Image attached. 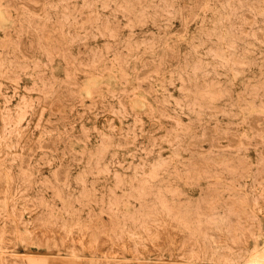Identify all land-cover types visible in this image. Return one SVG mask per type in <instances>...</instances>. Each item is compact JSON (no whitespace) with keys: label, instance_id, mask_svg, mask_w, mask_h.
I'll list each match as a JSON object with an SVG mask.
<instances>
[{"label":"rangeland","instance_id":"1","mask_svg":"<svg viewBox=\"0 0 264 264\" xmlns=\"http://www.w3.org/2000/svg\"><path fill=\"white\" fill-rule=\"evenodd\" d=\"M142 1H0V264H264V0Z\"/></svg>","mask_w":264,"mask_h":264},{"label":"bare ground","instance_id":"2","mask_svg":"<svg viewBox=\"0 0 264 264\" xmlns=\"http://www.w3.org/2000/svg\"><path fill=\"white\" fill-rule=\"evenodd\" d=\"M0 1H1V0H0ZM7 1H8V0H7ZM10 1H11V0H10ZM21 1H23V0H21ZM30 1H31V0H30ZM35 1H37V0H35ZM38 1L41 2L42 0H41V1L38 0ZM45 1H46V0H45ZM180 1H181V0H180ZM208 1H209V0H208ZM260 1H261V0H260ZM14 2H15V1H14ZM39 2H38V3H39ZM141 2H143V1L141 0ZM145 2H146V1H145ZM166 2H167V1H166ZM178 2H179V0H178ZM209 2H210V1H209ZM231 2H232V1H231ZM5 3H6V2H5ZM147 3H148V2H147ZM10 4H11V2H10ZM18 4H21V3H18ZM23 4H24V3H23ZM136 4H137V3H136ZM138 4H139V3H138ZM138 4H137V5H138ZM151 4H152V3H151ZM165 4H166V3H165ZM170 4H171V2H170ZM170 4H168V5H170ZM222 4H223V3H222ZM227 4H228V3H227ZM252 4H254V3H252ZM258 4H259V3H258ZM28 5H29V4H28ZM105 5H106V4H105ZM140 5H141V4H140ZM166 5H167V4H166ZM220 5H221V4H220ZM255 5H256V4H255ZM255 5H254V6H255ZM9 6H10V5H9ZM17 6H18V5H17ZM17 6H16V7H17ZM24 6H25V5H24ZM138 6H139V5H138ZM157 6H158V5H157ZM171 6H172V5H171ZM7 7H8V6H7ZM30 7L33 8L34 11L37 10V8H36V10H35V7H32L31 5H30ZM40 7H41V4H40ZM139 7H140V6H139ZM251 7H252V6H251ZM27 8H28V7H27ZM43 8H44V6H43ZM67 8H68V7H67ZM167 8H168V7H167ZM181 8H183V7H181ZM40 9H41V8H40ZM145 9H146V8H145ZM157 9H158V8H157ZM159 9L161 10L162 8H159ZM191 9H192V8H191ZM256 9H257V8H256ZM256 9H255V10H256ZM31 10H32V9H31ZM38 10H39V9H38ZM38 10H37V11H38ZM70 10H71V9H70ZM73 10H74V9H73ZM78 10H79V9H78ZM82 10H83V9H82ZM129 10H130V9H129ZM165 10H168V9L165 8ZM183 10H184V9H183ZM183 10H182V11H183ZM257 10H258V9H257ZM40 11H41V10H40ZM42 11H43V10H42ZM80 11H81V10H80ZM154 11H155V10H154ZM172 11H173V10H172ZM0 12H1V11H0ZM32 12H33V11H32ZM43 12H44V11H43ZM127 12H128V11H127ZM129 12H130V11H129ZM133 12H134V11H132V13H133ZM137 12H138V10H137ZM137 12H135V15H136ZM159 12H160V11H159ZM161 12H162V11H161ZM256 12H257V11H256ZM8 13H9V12H8ZM36 13H37V12H35V15H37ZM41 13H42V12H41ZM73 13H74V12H73ZM140 13H141V12H140ZM142 13H143V12H142ZM163 13H164V11H163ZM234 13H235V12H234ZM1 14H2V13H1ZM1 14H0V17H1V18H2V17L4 18V16L1 15ZM70 14H71V13H70ZM156 14H157V13H156ZM194 14H195V13H194ZM238 14H239V13H238ZM256 14H257V13H256ZM7 15H8V14H7ZM9 15H10V14H9ZM40 15H41V14H40ZM43 15H44V14H43ZM63 15H64V14H63ZM131 15H132V14H131ZM171 15H172V14H171ZM232 15H234V14H232ZM263 15H264V14H263ZM142 16H143V15H142ZM163 16H164V15H163ZM257 16H258V15H257ZM139 17H140V16H138V18H139ZM233 17H234V16H233ZM242 17H244V16H242ZM1 18H0V19H1ZM132 18H136V17H134V16L132 15ZM138 18H136V19H138ZM160 18H161V17H160ZM163 18H164V17H163ZM193 18H194V17H193ZM17 19H18V18H17ZM34 19H36V18H34ZM40 19H41V18H40ZM130 19H131V18H130ZM140 19H141V18H140ZM140 19H138V22L140 21ZM147 19H148V18H147ZM161 19H162V18H161ZM191 19H192V18H191ZM227 19H228V18H227ZM3 20H4V19H3ZM3 20H2V21H3ZM32 20H33V19H32ZM37 20L40 22L39 19H37ZM41 20H42V19H41ZM82 20H83V19H82ZM134 20H135V19H134ZM0 21H1V20H0ZM35 21H36V20H34L33 24L36 23ZM68 21H69V20H68ZM73 21H74V20H73ZM77 21H78V20H77ZM129 21H130V20H129ZM202 21H203V20H202ZM218 21H219V20H218ZM7 22H8V21H7ZM39 22H38V25H39L40 23H43V22H40V23H39ZM55 22H56V21H55ZM75 22H76V21H75ZM80 22H81V20L79 21V23H80ZM82 23H83V22H82ZM129 23H131V22H129ZM1 24H2V23H1ZM4 24H7V23L4 21ZM4 24H3V25H4ZM44 24H45V22H44ZM108 24H109V23H108ZM151 24H152V23H151ZM181 24H182V22H181ZM230 24H231V23H230ZM16 25H17V24H16ZM18 25H19V24H18ZM21 25H22V24H21ZM36 25H37V24H36ZM40 25H41V24H40ZM40 25H39V26H40ZM48 25H49V24H48ZM83 25H84V24H83ZM90 25H91V24H90ZM135 25H136V24H135ZM140 25H141V23H140ZM31 26L33 27V25H31ZM49 26L51 27V25H49ZM53 26H54V25H53ZM218 26H219V25H218ZM4 27H5V26H4ZM43 27H44V26H43ZM43 27H42V28H43ZM46 27H47V23H46ZM46 27H45V29H46ZM50 27H49V28H50ZM81 27H82V26H81ZM89 27H90V26H89ZM101 27H102V26H101ZM127 27H128V26H127ZM165 27H166V26H165ZM42 28H41V29H42ZM51 28H52V27H51ZM83 28H84V26H83ZM167 28H168V27H167ZM181 28H182V26H181ZM227 28H229V27H227ZM37 29H38V27H37ZM39 29H40V27H39ZM41 29H40V30H41ZM43 29H44V28H43ZM47 29H48V27H47ZM80 29H81V31L83 30L82 28H80ZM105 29H106V28H105ZM88 30H89V29H88ZM96 30H97V29H96ZM179 30H180V29H179ZM201 30H202V29H201ZM201 30H200V31H201ZM226 30H227V29H226ZM22 31H23V30H22ZM29 31H30V30H29ZM75 31H76V30H75ZM229 31H230V29H229ZM229 31H228V32H229ZM8 32H10V31H8ZM32 32H33V31H32ZM38 32H39V31H38ZM42 32H43V31H42ZM42 32H41V33H42ZM45 32H46V31H45ZM175 32H176V31H175ZM201 32H202V31H201ZM208 32H209V31H208ZM23 33H24V31H23ZM33 33H34V32H33ZM84 33H86V29H85ZM178 33H179V32H178ZM235 33H236V32H235ZM13 34H14V33H13ZM31 34H32V33H31ZM34 34H35V33H34ZM39 34H40V33H39ZM46 34H47V33H46ZM52 34H55V33H52ZM100 34H101V33H100ZM181 34H182V33H181ZM229 34H230V33H229ZM40 35H41V34H40ZM40 35H39V36H40ZM43 35H45V33H44ZM49 35H50V34H49ZM7 36H8V35H7ZM53 36H54V35H53ZM63 36H64V35H63ZM33 37H34V36H33ZM35 37H36V36H35ZM40 37L42 38V36H40ZM43 37H44V36H43ZM47 37H48V36L44 37V39L47 38ZM61 37H62V36H61ZM103 37H104V36H103ZM10 38H11V37H10ZM54 38H56V37H54ZM94 38H95V37H94ZM111 38H112V37H111ZM219 38H220V37H219ZM30 39H31V38H30ZM57 39H58V38H57ZM109 39H110V38H109ZM8 40H9V39H8ZM47 40H48V39H47ZM47 40H46V41H47ZM10 41H11V40H10ZM31 41H33V40H31ZM55 41H56V40H55ZM59 41H60V40H59ZM217 41H218V40H217ZM49 42H50V41H49ZM127 42H128V41H127ZM149 42H150V41H149ZM3 43H4V42H3ZM36 43H37V42H36ZM36 43H34V44H36ZM42 43H43V42H42ZM106 43H107V42H106ZM202 43H203V42H202ZM210 43L212 44L211 41H210ZM23 44H24V43H23ZM23 44H22V45H23ZM59 44H60V43H59ZM63 44H64V43H63ZM135 44H136V43H135ZM135 44H134V45H135ZM137 44H138V43H137ZM166 44H167V43H166ZM217 44H218V43H217ZM45 45H46V44H45ZM57 45H58V44H57ZM172 45H173V44H172ZM202 45H203V44H202ZM205 45H206V43H205ZM252 45H253V44H252ZM2 46H3V45H1L0 49L2 48ZM7 46H8V44H7ZM7 46H6V47H7ZM16 46H17V45H16ZM20 46H21V45H20ZM36 46H37V45H36ZM41 46H42V45H41ZM80 46H81V45H80ZM127 46H128V45H127ZM145 46H146V44H145ZM34 47H35V46H34ZM53 47H54V46H53ZM150 47H151V46H150ZM252 47H253V46H252ZM3 48H4V46H3ZM24 48H25V46H24ZM43 48H44V47H43ZM64 48H65V47H64ZM79 48H80V47H79ZM124 48L126 49V47H124ZM138 48H139V47H138ZM200 48H201V47H200ZM202 48H203V47H202ZM6 49H7V48H6ZM41 49H42V48H41ZM53 49H54V48H53ZM127 49H128V48H127ZM130 49H131V48H130ZM143 49H144V48H143ZM149 49H150V48H149ZM195 49H196V48H195ZM210 49H211V48H210ZM217 49H218V48H217ZM48 50H50V49H47V51H48ZM65 50H66V49H65ZM65 50H64V51H65ZM132 50H133V48L131 49V51H132ZM138 50H139V49H138ZM150 50H151V49H150ZM150 50H149V51H150ZM197 50H198V48H197ZM24 51H26V50H24ZM34 51H35V50H34ZM34 51H32V52H34ZM42 51H43V50H42ZM97 51H98V50H97ZM178 51H179V50H178ZM206 51H207V50H206ZM224 51H225V50H224ZM94 52H95V51H94ZM194 52H195V50H194ZM217 52H219V50H218ZM220 52H221V51H220ZM222 52H223V51H222ZM5 53H6V52H5ZM27 53H28V52H27ZM34 53H35V52H34ZM56 53H57V52H56ZM185 53H186V51H185ZM6 54H7V53H6ZM12 54H13V53H12ZM25 54H26V53H25ZM221 54H222V53H221ZM16 55H17V54H16ZM27 55H28V54H27ZM208 55H209V54H208ZM14 56H15V54H14ZM18 56H19V55H18ZM119 56H120V55H118V57H119ZM183 56H184V55H183ZM16 57H17V56H16ZM19 57H21V56H19ZM24 57H26V56H24ZM29 57H30V56H29ZM50 57H51V56H50ZM187 57H188V56H187ZM201 57H202V56H201ZM224 57H225V56H224ZM21 58H22V57H21ZM92 58H94V57H92ZM96 58H97V57H96ZM99 58H100V57H99ZM88 59H89V58H88ZM114 59H115V58H114ZM166 59H167V58H166ZM191 59H192V58H191ZM224 59H225V58H223V60H222V59H219V60H222V61L224 62ZM18 60H20V59H18ZM21 60H22V59H21ZM30 60H31V59H30ZM66 60H68V59H66ZM72 60H73V59H72ZM90 60H91V59H89V61H90ZM118 60H119V59H118ZM118 60H117V61H118ZM22 61H23V60H22ZM50 61H51V60H50ZM89 61H88V62H89ZM99 61H100V60H99ZM198 61H199V60H198ZM200 61H201V60H200ZM19 62H20V61H19ZM82 62H83V61H82ZM165 62H166V61H165ZM231 62H232V61H231ZM92 63H93V61H92ZM117 63H118V62H117ZM121 63H123V62H121ZM218 63H219V62H218ZM224 63H226V62H224ZM18 64H19V63H18ZM70 64H71V63H70ZM70 64H69V65H70ZM72 64H73V63H72ZM119 64H120V63H119ZM79 65H81V63H79ZM86 65H87V63H86ZM104 65H105V64H104ZM122 65H123V64H122ZM199 65H200V64H199ZM220 65H221V64H220ZM222 65H223V64H222ZM222 65H221V66H222ZM75 66H76V65H75ZM92 66H93V65H92ZM92 66H91V68H92ZM119 66H120V65H118V67H119ZM16 67H17V66H16ZM67 67H68V65H67ZM76 67H78V66H76ZM84 67H85V66H84ZM109 67H110V66H109ZM186 67H187V66H186ZM204 67H206V66H204ZM20 68H21V65H20ZM94 68H95V67H94ZM104 68H105V67H104ZM106 68L108 69V67H106ZM119 68H120V67H119ZM121 68H122V67H121ZM207 68H208V67H207ZM16 69H17V68H16ZM99 69H100V68H99ZM107 69H105V70L107 71ZM127 69H128V68H127ZM127 69H126V70H127ZM179 69H180V68H179ZM19 70H20V69H19ZM24 70H25V69H24ZM24 70H22V71H24ZM77 70H78V69H77ZM206 70H207V69H206ZM82 71H83V70H82ZM108 71L110 72V70H108ZM123 71H124V70H122V73H123ZM192 71H193V70H192ZM84 72H85V71H84ZM84 72H83V73H84ZM103 72H104V71H103ZM118 72H119V71H118ZM120 72H121V71H120ZM214 72H215V71H214ZM4 73H5V72H4ZM14 73H15V72H14ZM91 73H92V72H91ZM125 73H126V72H125ZM68 74H69V73H68ZM171 74H172V73H171ZM120 75H121V74H120ZM120 75H119V76H120ZM125 75H126V74H125ZM149 75H150V72H149ZM14 76H15V75H14ZM186 76H187V75H186ZM220 76H222V75H220ZM220 76H219V78H220ZM238 76H239V75H238ZM8 77H10V76H8ZM16 77H17V76H16ZM51 77H52V75H51ZM109 77H110V76H109ZM146 77H147V74H146ZM187 77H188V76H187ZM223 77H224V76H223ZM10 78H11V77H10ZM91 78H93V81H91V82H94L95 78H94V77H91ZM225 78H226V77H225ZM11 79H12V78H11ZM13 79H14V78H13ZM106 79H107V77H106ZM120 79H121V78H120ZM9 80H10V79H9ZM47 80H48V78H47ZM110 80H111V78H110ZM7 81H8V80H7ZM67 81L69 82V84L72 83V82L69 81V80H67ZM87 81H88V80H87ZM89 81H90V80H89ZM65 82H66V81H64V83H65ZM68 82H67V84H68ZM70 82H71V83H70ZM97 82H99L98 84H100V80L97 81ZM62 83H63V82H62ZM110 83H111V82H110ZM148 83H149V82H148ZM86 84H87V83H86ZM89 84H90V83H89ZM96 84H97V83H96ZM106 84L109 85V82H107ZM127 84H128V82H127ZM213 84H214V83H213ZM94 85H95V83H94ZM145 85H146V84H145ZM76 86H77V85H76ZM84 86H85V85H84ZM53 87H54V86H53ZM64 87H67V86H64ZM87 87H88V85H87ZM97 87H98V86H97ZM102 87H103V86H102ZM136 87H137V86H136ZM196 87H197V86H196ZM210 87H211V86H210ZM214 87H215V86H214ZM15 88H16V87H15ZM89 88H93V87H89ZM140 88H141V87H140ZM148 88H149V87H148ZM203 88H204V87H203ZM205 88H206V86H205ZM245 88H246V87H245ZM18 89H19V88H18ZM199 89H200V87H199ZM15 90H16V89H15ZM68 90H69V89H68ZM87 90H88V89H87ZM150 90H151V89H150ZM211 90H212V89H211ZM50 91H52V90H50ZM84 91H85V90H84ZM93 91H94V90H93ZM93 91H92V93H93ZM134 91H135V90H134ZM144 91H145V90H144ZM250 91H251V89H250ZM67 92H68V91H67ZM70 92H71V91H70ZM70 92H69V94H70ZM82 92H83V91H82ZM94 92H95V91H94ZM122 92H123V90H122ZM132 92H133V91H132ZM151 92H152V91H151ZM22 93H23V92H22ZM84 93H85V92H84ZM88 93H89V92H88ZM108 93H109V91H108ZM145 93H146V92H145ZM147 93H148V92H147ZM147 93H146V94H147ZM29 94H30V93H29ZM43 94H45V93L43 92ZM43 94H42V95H43ZM61 94H62V93H61ZM85 94H87V93H85ZM93 94H94V95H97L96 93H93ZM192 94H193V93H192ZM214 94H215V93H214ZM47 95L49 96V94H47ZM71 95H72V94H71ZM73 95H74V92H73ZM89 95H90V94H88L87 96H89ZM152 95H153V94H152ZM30 96H31V95H30ZM56 96H57V94H56ZM63 96H64V95H63ZM101 96H102V95H101ZM111 96H113V95L111 94ZM127 96H128V95H127ZM66 97H67V96H66ZM89 97H91V96H89ZM89 97H88V98H89ZM125 97H126V96H125ZM165 97H166V96H165ZM43 99H45V98H43ZM43 99H42V100H43ZM49 99H50V98H49ZM67 99H68V98H67ZM123 99H124V98H123ZM163 99H164V98H163ZM68 100H70V99H68ZM92 100H93V99H92ZM111 100H112V99H111ZM57 101H58V100H57ZM62 101H63V100H62ZM122 101H123V100H122ZM44 102H45V101H44ZM64 102H65V101H64ZM119 102H120V101H119ZM163 102H164V100H163ZM48 104H49V103H48ZM59 104H60V103H59ZM93 104H94V103H93ZM167 104H168V103H167ZM44 105H45V104H44ZM90 105H91V104H90ZM133 105H134V104H133ZM261 105H262V104H261ZM55 106H56V105H55ZM96 106H97V105H95V107H96ZM160 106H161V105H160ZM250 106H251V105H250ZM40 107H41V105H40ZM64 107H65V106H64ZM133 107H134V106H133ZM158 107H159V106H157V108H158ZM87 108H88V107H87ZM89 108H90V107H89ZM91 108H92V107H91ZM251 108H252V107H251ZM53 109H54V108H53ZM68 109H69V108H68ZM68 109H67V110H68ZM134 109H135V108H134ZM158 109H159V108H158ZM61 110H62V109H61ZM162 110H163V109H162ZM72 111H73V110H72ZM217 111H218V110H217ZM8 112H9V111H8ZM38 112H39V111H38ZM40 112H41V111H40ZM54 113H55V112H54ZM57 113H58V111H57ZM64 114H65V113H64ZM160 114H161V112H160ZM165 114H166V113H165ZM193 114H194V113H193ZM0 115H1V114H0ZM83 115H84V114H83ZM95 115H96V114H95ZM205 115H206V114H205ZM4 117H5V116H4ZM78 117H79V116H78ZM160 118H161V117H160ZM65 119H66V118H65ZM113 119H114V118H113ZM171 119H172V118H171ZM96 120H97V119H96ZM57 121H58V120H57ZM0 122H1V120H0ZM16 122H17V121H16ZM43 122H44V121H43ZM55 122H56V121H55ZM112 122H113V121H112ZM172 122H173V121H172ZM31 123H32V122H31ZM109 123H110V122H109ZM4 124H5V123H4ZM11 124H13V123L11 122ZM81 124H82V123H81ZM106 124H107V123H106ZM102 125H103V124H102ZM187 125H188V124H187ZM15 126H16V125H15ZM36 126H37V125H36ZM119 126H120V125H119ZM41 127H42V126H41ZM80 127H81V126H80ZM107 127H108V126H107ZM136 127H137V126H136ZM136 127H135V128H136ZM43 128H44V127H43ZM47 128H48V127H47ZM172 128H173V127H172ZM55 129H56V128H55ZM68 129H69V128H68ZM82 129H84V128H82ZM114 129H115V128H114ZM174 129H175V128H174ZM16 130H17V129H16ZM19 131H20V129H19ZM28 131H29V130H28ZM178 131H179V129H178ZM2 132H3V131H2ZM102 132H103V131H102ZM133 132H134V131H133ZM16 133H17V132H16ZM21 133H22V132H21ZM134 133H135V132H134ZM41 134H42V133H41ZM85 134H86V133H85ZM87 134H88V133H87ZM213 134H214V133H213ZM82 135H83V134H82ZM209 135H210V134H209ZM87 136H88V135H87ZM169 136H170V135H169ZM32 137H33V136H32ZM85 137H86V136H85ZM85 137H84V138H85ZM106 137H107V136H106ZM224 137H225V136H224ZM19 138H20V137H19ZM67 138H68V137H67ZM78 138H79V137H78ZM81 138H82V137H80V139H81ZM86 138H87V137H86ZM108 138H109V136H108ZM132 138H133V137H132ZM5 139H6V138H5ZM10 139H11V138H10ZM54 139H55V138H54ZM74 139H75V137H74ZM80 139H78V140H80ZM119 139H120V138H119ZM171 139H172V138H171ZM216 139H217V138H216ZM82 140H84V139H82ZM8 141H9V140H8ZM53 141H55V140H53ZM65 141H67V140H64V141H63L64 144H66ZM75 141H76V140H75ZM104 141H105V140H104ZM121 141H122V140H121ZM135 141H136V140H135ZM162 141H163V140H162ZM77 142H80V141H77ZM82 142H83V141H82ZM85 142H86V141H85ZM51 143H52V142H51ZM67 143H68V142H67ZM108 143H110V142H108ZM108 143H107V145H108ZM119 143H120V141H119ZM124 143H125V142H124ZM126 143H129V141L126 142ZM133 143H134V142H133ZM203 143H204V142H203ZM33 144H34V142H33ZM53 144H54V143H53ZM62 144H63V143H62ZM168 144H169V143H168ZM200 144H201V143H200ZM48 145H49V144H48ZM67 145H68V144H67ZM120 145H121V143H120ZM127 145H128V144H127ZM127 145H126V146H127ZM216 145H217V144H216ZM34 146H36V144H35ZM37 146H39V145H37ZM65 146H66V145H65ZM84 146H85V145H84ZM103 146H106V145H103ZM109 146H110V144H109ZM118 146H119V145H118ZM118 146H117V148H119ZM121 146H122V145H121ZM133 146H134V144H133ZM5 147H6V146H5ZM31 147H32V146H31ZM106 147H107V146H106ZM124 147H125V146H124ZM21 148H22V147H21ZM36 148H38V147H36ZM36 148H35L34 150H37ZM47 148H48V147H47ZM47 148H46V149H47ZM121 148H122V147H121ZM121 148H120V149H121ZM53 149H54V148H53ZM65 149H67V148H65ZM41 150H42V149H41ZM49 150H50V148H49ZM51 150H52V149H51ZM188 150H189V148H188ZM39 151H40V150H39ZM103 151H105V150H103ZM183 151H184V150H183ZM26 152H27V151H26ZM61 152H62V151H61ZM24 153H25V152H24ZM33 153H34V152H33ZM33 153H32V154H33ZM35 153H36V151H35ZM27 154H28V153H27ZM104 154H105V152H104ZM115 154H116V153H115ZM25 155H26V154H25ZM30 155H31V154H30ZM30 155H29V156H30ZM69 155H70V154H69ZM73 155H74V154H73ZM102 155H103V154H102ZM173 155H174V154H173ZM262 155H263V154H262ZM33 156H34V154H33ZM57 156H58V155H57ZM96 156H97V155H96ZM30 157H31V156H30ZM75 157L78 158L77 155H75ZM83 157H84V156H83ZM103 157H104V156H103ZM197 157H198V156H197ZM70 158H71V156H70ZM79 158H80V156H79ZM96 158H97V157H96ZM101 158H102V157H101ZM101 158L99 159L100 161L102 160ZM104 158H105V157H104ZM242 158H243V157H242ZM28 159L30 160L29 157H28ZM97 159H98V158H97ZM89 160H90V159H89ZM99 160H98V161H99ZM183 160H184V159H183ZM59 161H60V160H59ZM71 161H72V160H71ZM81 161H82V160H81ZM140 161H141V160H140ZM159 161H160V160H159ZM28 162H29V161H28ZM41 162H43V161H41ZM61 162H62V161H61ZM102 162H103V161H102ZM143 162H144V161H143ZM69 163H70V162H69ZM141 163H142V162H141ZM24 164H26V163H24ZM3 165H4V164H3ZM3 165H2V166H3ZM7 165H8V164H7ZM38 165H39V164H38ZM59 165H60V164H59ZM62 165H63V164H62ZM62 165H61V167H62ZM68 166H69V165H68ZM165 166H166V165H165ZM20 167H21V166H20ZM59 167H60V166H59ZM119 167H120V166H119ZM159 167H160V166H159ZM194 167H195V166H194ZM64 168H65V167H64ZM9 169H10V168H9ZM59 169H61V168H59ZM74 169H75V168H74ZM97 169H98V168H97ZM97 169H96V170H97ZM61 170H62V169H61ZM66 170H67V169H66ZM100 170H101V169H100ZM100 170H99V172H100ZM126 170H127V169H126ZM147 170H148V169H147ZM57 171H58V170H57ZM97 171H98V170H97ZM103 171H104V170H103ZM61 172H62V171H61ZM144 172H145V171H144ZM59 173H60V172H59ZM59 173H58V174H59ZM89 173H90V172H89ZM97 173H98V172H97ZM134 173H135V172H134ZM136 173H137V172H136ZM138 173H139V172H138ZM29 174H30V173H29ZM17 175H18V174H17ZM25 175H26V174H25ZM90 175H91V174H90ZM138 175H139V174H138ZM44 177H45V176H44ZM62 177H63V176H62ZM41 178H42V177H41ZM140 178H141V177H140ZM143 178H144V176H143ZM60 179H62V178H60ZM4 180H5V179H4ZM65 180H66V179H65ZM76 180H77V179H76ZM0 181H1V180H0ZM15 181L17 182V180H15ZM16 182H15V183H16ZM114 182H115V181H114ZM3 183H5V182H3ZM15 183H14V185H15ZM17 183H18V182H17ZM38 183H39V182H38ZM78 183H79V182H78ZM93 183H94V182H93ZM95 183H96V182H95ZM95 183H94V184H95ZM131 183H132V182H131ZM1 184H2V183H1ZM47 184H48V183H47ZM2 185H3V184H2ZM11 186H12V185H11ZM47 186H48V185H47ZM47 186H46V187H47ZM91 187H92V186H91ZM137 187H138V186H137ZM2 188H3V187H2ZM99 188H100V187H99ZM93 189H94V188H93ZM18 190H20V189H18ZM0 191H1V190H0ZM261 191H262V190H261ZM56 192H57V191H56ZM3 193H4V192H3ZM41 195H42V194H41ZM67 195H69V193H68ZM70 196H71V195H70ZM155 196H156V195H155ZM24 198H25V197H24ZM53 198H54V197H52V199H53ZM87 198H88V197H87ZM146 198H147V197H146ZM0 199H1V197H0ZM39 199H40V198H39ZM177 199L179 200V198H177ZM200 199H201V198H200ZM24 200H26V199H24ZM74 200H75V199H74ZM91 200H92V199H91ZM135 200H136V199H135ZM1 202H3V201H1ZM29 202H31V201H29ZM53 202H54V201H53ZM136 202H137V200H136ZM21 203H22V202H21ZM32 203H33V202H32ZM143 204H144V203H143ZM19 205H20V204H19ZM5 206H6V205H5ZM40 206H41V205H40ZM18 207H19V206H18ZM28 207H29V206H28ZM51 208H52V207H51ZM49 209H50V208H49ZM65 209H66V208H65ZM19 210H20V209H19ZM22 210H23V209H22ZM22 210H21V211H22ZM29 210H30V213H31V209H29ZM23 211H24V210H23ZM36 211H38V210H36ZM36 211H35V212H36ZM134 211H135V210H134ZM137 211H138V210H137ZM143 211H144V210H143ZM18 212H19V211H18ZM41 212H42V211H41ZM20 213H21V212H20ZM20 213H19V214H20ZM30 213H28V215H29ZM42 213H43V212H42ZM145 214H146V213H145ZM160 214H161V212H160ZM32 215H33V213H32ZM49 215H50V214H49ZM121 215H122V214H121ZM131 215H132V214H131ZM37 216H38V215H37ZM93 216H94V215H93ZM33 217H36V216H33ZM40 218H41V217H40ZM44 218H45V217H44ZM113 218H114V217H113ZM189 218H190V217H189ZM30 219H31V218H30ZM38 219H39V217H38ZM197 219H198V218H197ZM242 219H243V218H242ZM123 220H124V219H123ZM126 220H127V219H126ZM26 221H28V220L26 219ZM96 221H97V220H96ZM231 221H232V219H231ZM31 222H32V221H31ZM35 222H36V219H35ZM46 222H47V221H46ZM113 222H115V221H113ZM131 222H132V221H131ZM232 222H234V221H232ZM51 223H53V222H51ZM123 223H124V222H123ZM34 224H37V223H34ZM59 224H60V223H59ZM118 224H119V222H118ZM37 225H38V224H37ZM115 225H116V224H115ZM122 225H123V224H122ZM5 226H6V225H5ZM39 226H40V224H39ZM41 226H42V225H41ZM43 226H44V225H43ZM91 226H92V224H91ZM105 226H106V228H107V225H105ZM30 227H31V226H30ZM50 227H52V226H49V228H50ZM64 227H65V226H64ZM111 227H112V226H111ZM33 228H34V227H33ZM37 228H39V227H37ZM47 228H48V227H47ZM86 228H87V227H86ZM98 228H99V227H98ZM35 229H36V228H35ZM43 229L45 230L46 228H43ZM55 229H56V228H55ZM129 229H130V228H129ZM129 229H128V230H129ZM1 230H2V229H1ZM13 230H14V229H13ZM56 230H57V229H56ZM56 230H55V231H56ZM85 230H86V229H85ZM104 230H105V229H104ZM130 230H131V229H130ZM136 230H137V229H136ZM165 230H166V229H165ZM46 231H48V230H46ZM102 231H103V230H102ZM40 232H41V231H40ZM58 232H59V229H58ZM126 232H127V231H126ZM131 232H132V231H131ZM162 232H163V231H162ZM41 233H42V232H41ZM46 233H47V232H46ZM68 233H69V232H68ZM124 233H125V232H124ZM37 234H38V233H37ZM44 234H45V233H44ZM49 234H50V233H49ZM61 234H63V233H61ZM98 234H99V233H98ZM111 234H112V233H111ZM114 234H115V233H114ZM114 234H113V235H114ZM157 234H158V233H157ZM4 235H5V234H4ZM9 235L12 236L11 233L8 234L7 236H9ZM39 235H40V234H39ZM50 235H51V234H50ZM64 235H65V234H64ZM87 235H88V234H87ZM96 235H97V234H96ZM170 235H171V234H170ZM65 236H66V235H65ZM65 236H64V237H65ZM77 236H78V235H77ZM80 236H81V235H80ZM103 236H104V235H103ZM149 236H150V235H149ZM216 236H217V235H216ZM39 237H40V236H39ZM41 237H42V236H41ZM51 237H52V236H51ZM53 237H54V236H53ZM60 237H61V236H60ZM74 237H75V236H74ZM90 237H91V235H90ZM98 237H99V236H98ZM113 237H114V236H113ZM171 237H172V236H171ZM8 238H9V237H8ZM8 238H7V239L5 238V239L8 240ZM109 238H110V237H109ZM3 239H4V238H3ZM9 239H10V238H9ZM42 239H43V238H42ZM63 239H64V238H63ZM65 239H66V238H65ZM83 239H84V238H83ZM103 239H104V238H103ZM103 239H102V241H103ZM111 239H112V237H111ZM134 239H135V238H134ZM262 239H263V238H262ZM32 240H33V239H32ZM86 240H87V239H86ZM118 240H119V238H118ZM1 241H2V240H1ZM3 241H4V240H3ZM44 241H45V240H44ZM57 241H58V240H57ZM57 241H56V242H57ZM69 241H70V240H69ZM76 241H77V240H76ZM112 241L115 242L114 239H112ZM122 241H123V240H122ZM138 241H139V240H138ZM262 241H263V240H262ZM5 242H6V241H5ZM8 242H9V241H8ZM37 242H40V240L37 241ZM41 242H42V241H41ZM86 242H87V241H86ZM94 242H95V241H94ZM143 242H144V241H143ZM145 242H146V241H145ZM171 242H173V241H171ZM13 243H14V242H13ZM13 243H12V244H13ZM103 243H104V242H103ZM103 243H102V244H103ZM105 243H106V242H105ZM119 243H120V242H119ZM127 243H128V242H127ZM185 243H186V242H185ZM192 243H193V242H192ZM202 243H203V242H202ZM222 243H223V242H222ZM65 244H66V242H65ZM69 244H70V243H69ZM85 244H87V243H85ZM100 244H101V243H100ZM120 244H121V243H120ZM130 244H132V243H130ZM144 244H145V243H144ZM195 244H196V243H195ZM3 245H5V244H3ZM27 245H28V244H27ZM98 245H99V244H98ZM106 245H107V244H106ZM139 245H140V244H139ZM181 245H182V244H181ZM188 245H190V244H188ZM263 245H264V243H263ZM263 245H261V246H263ZM1 246H2V245H1ZM36 246H37V245H36ZM39 246H40V245H39ZM131 246H132V245H131ZM5 247H6V246H5ZM70 247H72V246L69 245V249H70ZM100 247H102V246H100ZM103 247H104V246H103ZM109 247H110V246H109ZM121 247H122V246H121ZM132 247H133V246H132ZM140 247H142V246H140ZM230 247H231V246H230ZM65 248H66V247H65ZM97 248H98V247H97ZM97 248H96V249H97ZM129 248H130V247H129ZM133 248H134V247H133ZM201 248H202V247H201ZM263 248H264V247H263ZM4 249H5V248H4ZM11 249H12V248H11ZM80 249H82V248H80ZM86 249H87V248H86ZM90 249H91V248H90ZM99 249H101V248H99ZM99 249H98V250H99ZM114 249H115V248H114ZM131 249H132V248H131ZM178 249H179V248H178ZM144 250H146V249L144 248ZM148 250H149V249H148ZM188 250H189V249H188ZM259 250H260V249H259ZM61 251H62V250H61ZM61 251H60V252H61ZM84 251H85V250H84ZM102 251H103V248H102ZM105 251H106V249H105ZM132 251H133V253H134V252L136 251V249H132ZM35 252H36V251H35ZM62 252H63V251H62ZM65 252H66V251H65ZM136 252H137V251H136ZM136 252H135V255L140 254V253H136ZM147 252H148V251H147ZM152 252H153V251H152ZM186 252H188V251H186ZM258 252H259V251H258ZM260 252H261V251H260ZM14 253H15V252H14ZM16 253H17V252H16ZM16 253H15V255H16ZM20 253H21V252H20ZM68 253L70 254V252H68ZM76 253H77V252H76ZM148 253H149V252H148ZM148 253H147V254H148ZM154 253H155V252H154ZM5 254H6V253H5ZM10 254H11V253H10ZM103 254H104V253H103ZM147 254H146V255H147ZM149 254L151 255V253H149ZM155 254H156V253H155ZM7 255H8V254H7ZM18 255H19V254H18ZM100 255H101V254H100ZM100 255H99V256H100ZM142 255H143V254H142ZM142 255H141V256H142ZM236 255H237V254H236ZM240 255H241V254H240ZM0 256H1V255H0ZM3 256H4V255H3ZM24 256H25V255H24ZM26 256H27V255H26ZM56 256H57V255H56ZM62 256L64 257V255H62ZM65 256H66V255H65ZM107 256H108V255H107ZM121 256H122V255H120V257H121ZM141 256H140V257H141ZM242 256H243V255H242ZM258 256H261V255H258ZM15 257H17V256H15ZM35 257L40 258L38 255L35 256ZM58 257H59V256H58ZM68 257H69V256H68ZM73 257H74V256H73ZM77 257H78V256H77ZM134 257H137V256H134ZM142 257H143V256H142ZM243 257H245V256H243ZM255 257H256V256H255ZM263 257H264V256H262V258H263ZM2 258H3V257H2ZM4 258H5V256H4ZM4 258H3V259H4ZM33 258H34V255H33ZM53 258H55V257L53 256ZM70 258H71V257H70ZM70 258H68V260H70ZM138 258H139V256H138ZM190 258H191V257H190ZM190 258H189V259H190ZM233 258H234V257H233ZM249 258H250V257H249ZM249 258H248V259H249ZM256 258H257V257H256ZM6 259H7V258H6ZM55 259H56V258H55ZM85 259H86V258H85ZM116 259H118V258L116 257ZM119 259H120V258H119ZM259 259H260V258H259ZM37 260H38V259H37ZM57 260H58V259H57ZM61 260H62V259H61ZM81 260H84V259L82 258ZM88 260H89V259H88ZM92 260H93V259H92ZM95 260H96V258H95ZM101 260L103 261V259H101ZM101 260H99V261H101ZM244 260H245V259H244ZM12 261H13V259H12ZM15 261H16V260H15ZM84 261H85V260H84ZM109 261H110V260H109ZM113 261H114V260H113ZM115 261H116V260H115ZM141 261H142V260H141ZM151 261H152V260H151ZM253 261H254V260H253ZM2 262H3V261H2ZM7 262H8V261H7ZM19 262H20V261H18V263H19ZM24 262H25V261H24ZM103 262H104V264H106V263H105L106 261H103ZM117 262H118V261H117ZM202 262H203V261H202ZM20 263H21V262H20ZM20 263H19V264H20ZM36 263H38V262H36ZM81 263H82V262H81ZM239 263H240V262H239ZM252 263H253V262H252ZM4 264H5V263H4ZM9 264H10V263H9ZM21 264H22V263H21ZM39 264H40V263H39ZM48 264H49V263H48ZM99 264H100V263H99ZM111 264H112V263H111ZM155 264H156V263H155ZM157 264H160V263H157ZM246 264H247V263H246Z\"/></svg>","mask_w":264,"mask_h":264}]
</instances>
